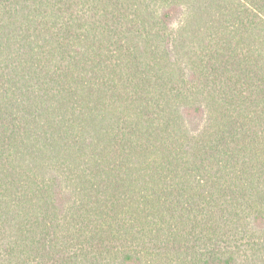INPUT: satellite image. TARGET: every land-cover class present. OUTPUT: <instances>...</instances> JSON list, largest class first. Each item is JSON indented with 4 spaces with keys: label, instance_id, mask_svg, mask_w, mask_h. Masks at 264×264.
I'll return each mask as SVG.
<instances>
[{
    "label": "trees",
    "instance_id": "1",
    "mask_svg": "<svg viewBox=\"0 0 264 264\" xmlns=\"http://www.w3.org/2000/svg\"><path fill=\"white\" fill-rule=\"evenodd\" d=\"M0 264H264V0H0Z\"/></svg>",
    "mask_w": 264,
    "mask_h": 264
}]
</instances>
